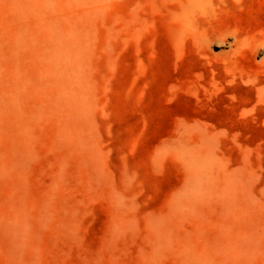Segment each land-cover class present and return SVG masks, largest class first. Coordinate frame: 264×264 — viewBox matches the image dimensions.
<instances>
[{"label": "rangeland", "instance_id": "rangeland-1", "mask_svg": "<svg viewBox=\"0 0 264 264\" xmlns=\"http://www.w3.org/2000/svg\"><path fill=\"white\" fill-rule=\"evenodd\" d=\"M263 58L264 0H0V264H264Z\"/></svg>", "mask_w": 264, "mask_h": 264}, {"label": "bare ground", "instance_id": "bare-ground-1", "mask_svg": "<svg viewBox=\"0 0 264 264\" xmlns=\"http://www.w3.org/2000/svg\"><path fill=\"white\" fill-rule=\"evenodd\" d=\"M234 38H235L234 42H228V45H229V47L231 48L232 51L239 52L240 49H241L240 45H239V43L237 41V38L236 37H234ZM258 50H259V48L255 49L254 53L257 52ZM263 61H264V58H263Z\"/></svg>", "mask_w": 264, "mask_h": 264}]
</instances>
